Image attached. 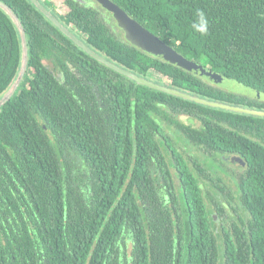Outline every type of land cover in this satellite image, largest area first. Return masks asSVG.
I'll use <instances>...</instances> for the list:
<instances>
[{"label":"trees","instance_id":"16d2710c","mask_svg":"<svg viewBox=\"0 0 264 264\" xmlns=\"http://www.w3.org/2000/svg\"><path fill=\"white\" fill-rule=\"evenodd\" d=\"M2 1L25 26L29 66L0 109V264H264V118L137 85L30 1ZM40 1L140 76L264 110L118 38L78 0ZM111 1L187 59L264 95V0ZM201 12L206 35L193 28ZM21 58L0 8V97Z\"/></svg>","mask_w":264,"mask_h":264},{"label":"water","instance_id":"95a60500","mask_svg":"<svg viewBox=\"0 0 264 264\" xmlns=\"http://www.w3.org/2000/svg\"><path fill=\"white\" fill-rule=\"evenodd\" d=\"M28 1H30L56 28H58L60 32H62L80 49L85 51L90 57L117 72L118 74L134 81L137 85L145 86L198 105L237 114H245L249 116L264 118V110L262 109L248 108L240 105H233L221 101L207 99L190 92L183 91L178 88L140 76L135 72L119 65L118 63L107 59L105 56L99 54L97 51L89 47L82 39H80L75 33H73L52 11L47 9L40 0ZM96 1L99 2L103 8L113 14L118 27L123 30L125 34V40L141 51L165 62L174 64L188 72L194 73L202 79L205 78L207 80L215 81L224 77L221 74L213 71L212 69L202 64L196 63L193 60H189L178 53L172 46L166 44L160 37L153 34L150 30L145 28L135 19L131 18L121 7H119L111 0ZM0 8L11 18L14 25L16 26L22 47V58L19 73L7 92H5L0 97L1 109L12 99V97L18 91L25 78V75L27 74L29 66V46L27 42L25 26L16 11L2 0H0ZM231 161L239 162L244 165V162L236 156L231 157Z\"/></svg>","mask_w":264,"mask_h":264},{"label":"rangeland","instance_id":"374dc122","mask_svg":"<svg viewBox=\"0 0 264 264\" xmlns=\"http://www.w3.org/2000/svg\"><path fill=\"white\" fill-rule=\"evenodd\" d=\"M61 6H63V5L58 6L59 7V11L63 12L64 10H63V7H61ZM108 26L110 27L112 33L115 36H117L120 39H124L123 34H120L115 29H113L111 24L108 25ZM203 80H205L207 83H209L213 87L218 88V89H220L222 91L233 93V94L240 95V96H245V97L250 98V99H255V100L264 102V95L263 94L255 91L252 88L247 87V86H245V85H243L241 83H238L235 80H231V79H228L226 77L225 78L222 77V78L217 79L215 81L207 80L205 78H203ZM183 120L186 123H193V122H190L189 119L183 118ZM65 150H66V148H65ZM193 152L196 153L195 155L200 156V158L203 159V156L199 155L198 151L194 150ZM65 157L66 158H69V157L71 158L72 155H70L69 153H65ZM239 166H240L239 164L236 165V166L235 165H230V167L236 168L237 173L240 171V170H238ZM220 174H221V177L225 178V174L224 173H220Z\"/></svg>","mask_w":264,"mask_h":264},{"label":"flooded vegetation","instance_id":"af4514ba","mask_svg":"<svg viewBox=\"0 0 264 264\" xmlns=\"http://www.w3.org/2000/svg\"><path fill=\"white\" fill-rule=\"evenodd\" d=\"M78 2H80L81 4H83V5L87 6V7H90V8H93V9L97 10L99 12L100 16L104 19L105 23L107 25H110L111 24L112 25V28L115 29L118 33L123 34L124 39H125V34H124L123 30H121L118 27L117 22H116L115 18L113 17V14L111 12H109L108 10H106L105 8H103L102 5L99 2H97L96 0H78ZM69 29L71 30V28H69ZM73 33H75V32H73ZM77 36L80 39H82L79 35H77ZM225 160L229 163V165H238V164L239 165H242L239 162H232L231 161V157L226 158ZM242 166H244V165H242Z\"/></svg>","mask_w":264,"mask_h":264},{"label":"clouds","instance_id":"9594fccd","mask_svg":"<svg viewBox=\"0 0 264 264\" xmlns=\"http://www.w3.org/2000/svg\"><path fill=\"white\" fill-rule=\"evenodd\" d=\"M193 28L195 31L199 32L201 35H206L209 28V21L204 13L198 14V19L194 23Z\"/></svg>","mask_w":264,"mask_h":264}]
</instances>
